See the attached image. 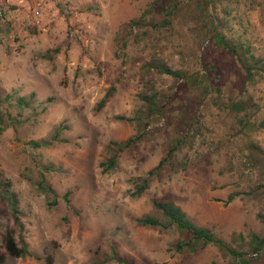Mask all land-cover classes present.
<instances>
[{"label": "rangeland", "instance_id": "374dc122", "mask_svg": "<svg viewBox=\"0 0 264 264\" xmlns=\"http://www.w3.org/2000/svg\"><path fill=\"white\" fill-rule=\"evenodd\" d=\"M159 3L0 0V182H9L22 224L19 230L0 197V264H45L47 254L51 264H119L109 260L112 247L134 264H264L258 252L248 254L254 236L264 233L257 216L264 214V169L251 163L245 146L264 149V71L236 86L233 60L207 36L189 35L152 10ZM237 11L264 56V0H238ZM138 18L144 20L133 25ZM180 49L217 54L219 65L205 72L217 76L218 89L201 71L175 80L150 66L180 67ZM153 90L168 96L159 118L118 153L115 170L101 173L104 145L134 136L130 118L139 97ZM30 93L29 104H16L15 96ZM58 124L65 141L35 146ZM175 142L173 156L146 175ZM142 177L148 186L134 194ZM231 192L236 196L225 202ZM153 200L177 205L246 258L233 260L201 241L175 250L184 237L179 229L134 220L151 212ZM7 230L17 243L20 233L29 255L5 253Z\"/></svg>", "mask_w": 264, "mask_h": 264}, {"label": "trees", "instance_id": "16d2710c", "mask_svg": "<svg viewBox=\"0 0 264 264\" xmlns=\"http://www.w3.org/2000/svg\"><path fill=\"white\" fill-rule=\"evenodd\" d=\"M202 0H160L157 5H151L155 12H163L169 17V22L175 25L186 27L189 35L198 37L200 35L210 38V44L217 51L222 52L224 56L230 57L234 62V84L237 86L239 82L243 85L244 82H249L259 76L263 71L264 56L256 46V38L248 30L249 24L246 15L240 14L237 11L238 0H206L207 4L202 9L198 3ZM85 10H91L90 4L84 6ZM144 19H132L133 25L141 24ZM56 51V50H54ZM57 52V51H56ZM179 58L182 60L180 67L172 68L164 62H152L150 64L157 73L165 74L173 79H181L190 77L199 71L205 74L206 82L210 88L218 89L217 76L206 75L205 69L212 68L215 71L216 65H219L217 54L213 53L204 57L193 51L179 50ZM217 75V74H216ZM33 93L28 95V99L23 96H15V102L18 106H23L30 103ZM108 92L97 101L95 110L103 106ZM166 94L160 91L153 90L150 93H143L140 98V105L133 112L130 120L133 121L136 133L134 136H129L121 141H108L104 145L105 157L98 162V167L101 173L111 172L116 169L117 155L130 143L138 140L144 127L151 121L159 118L162 107L165 102ZM215 97L218 98L217 95ZM1 103V99H0ZM148 117V118H147ZM118 118H123L118 116ZM60 124H58L53 134L49 139H41L40 142H34L35 146L51 145L53 142L65 141L58 138L60 132ZM246 151L249 160L257 167L264 169V149L253 142H245ZM176 142L167 149L166 154L160 158L157 164L146 171V175L154 174L166 161L172 157L176 150ZM141 183L135 186L134 194L141 193L148 186L147 177H142ZM39 187L45 192H51V188L45 184H40ZM0 197L8 200L13 214V222L19 230L22 229V224L19 221V209L17 207V199L15 194L9 190V182L3 180L0 182ZM236 196V193H228L225 202L231 201ZM54 201H52L53 203ZM263 232H264V214L258 213ZM135 222L141 226L156 227L160 230H166L171 227L179 229L184 237L173 243L175 250L192 247L194 242L201 241L202 244L209 243L215 246L218 250L229 256L233 260H242L246 258L247 253L231 247L224 239L219 237L210 228L196 225L177 205L169 201L153 200L150 213L136 217ZM19 243L13 236L12 230H7L2 236V245L6 254L11 257H23L29 255L26 249V244L18 235ZM111 256L109 260H114L119 264H134L130 259L120 257L116 254L114 248H111ZM258 252L264 256V233L260 236H254V242L249 249L248 254ZM4 254L0 253V263L3 262ZM52 256L47 254L44 256L45 264H51ZM94 264H100L96 262Z\"/></svg>", "mask_w": 264, "mask_h": 264}]
</instances>
